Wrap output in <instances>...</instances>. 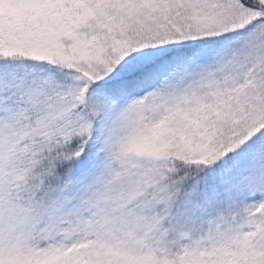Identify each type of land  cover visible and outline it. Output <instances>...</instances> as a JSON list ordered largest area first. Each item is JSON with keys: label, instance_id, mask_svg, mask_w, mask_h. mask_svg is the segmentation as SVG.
Listing matches in <instances>:
<instances>
[{"label": "snow or ice", "instance_id": "obj_1", "mask_svg": "<svg viewBox=\"0 0 264 264\" xmlns=\"http://www.w3.org/2000/svg\"><path fill=\"white\" fill-rule=\"evenodd\" d=\"M0 264H264V0H0Z\"/></svg>", "mask_w": 264, "mask_h": 264}]
</instances>
